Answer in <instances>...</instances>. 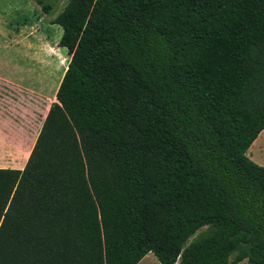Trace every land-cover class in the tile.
Returning <instances> with one entry per match:
<instances>
[{"label": "trees", "instance_id": "16d2710c", "mask_svg": "<svg viewBox=\"0 0 264 264\" xmlns=\"http://www.w3.org/2000/svg\"><path fill=\"white\" fill-rule=\"evenodd\" d=\"M51 23L70 59L0 167V264H264V0H67Z\"/></svg>", "mask_w": 264, "mask_h": 264}, {"label": "rangeland", "instance_id": "374dc122", "mask_svg": "<svg viewBox=\"0 0 264 264\" xmlns=\"http://www.w3.org/2000/svg\"><path fill=\"white\" fill-rule=\"evenodd\" d=\"M29 1L12 0L22 9L17 20L13 3L4 0L0 4L7 10L5 18L11 21V28H26L24 45L0 50V73L22 82L11 84L7 94L11 108L9 123L0 127V167H23L70 59L67 49L58 46L62 28L51 23L67 0H46L51 4L49 14L34 13ZM251 153L264 162V149L250 150L248 155ZM237 264H247V260Z\"/></svg>", "mask_w": 264, "mask_h": 264}, {"label": "crops", "instance_id": "0c3cea01", "mask_svg": "<svg viewBox=\"0 0 264 264\" xmlns=\"http://www.w3.org/2000/svg\"><path fill=\"white\" fill-rule=\"evenodd\" d=\"M4 0H0V4L3 3ZM12 4V11L16 14L15 20L18 19L20 9L19 5L16 2H12V0H6ZM28 6H30L31 10L34 13L42 14L43 11L37 3L33 0L29 1ZM6 9L4 7H0V50L1 49H8L10 47H16L20 44L24 45L26 43V28L24 25L18 26L15 29L11 26V21L5 18ZM22 85L21 81L13 79L5 74L0 73V127H5V124L9 123L7 119V115L9 113V109L11 108V103L8 100V93L10 85ZM255 150L260 152L264 149V128L258 134V136L254 139L252 144L250 145L248 151ZM247 151V155L248 152ZM253 161L258 164H264L263 160L258 159V156L253 155L252 153L248 155ZM136 264H160L158 259L152 252L147 253L143 258H141Z\"/></svg>", "mask_w": 264, "mask_h": 264}]
</instances>
